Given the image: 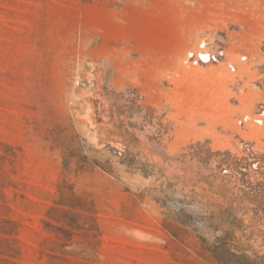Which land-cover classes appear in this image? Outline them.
I'll return each instance as SVG.
<instances>
[{
    "label": "rangeland",
    "instance_id": "obj_1",
    "mask_svg": "<svg viewBox=\"0 0 264 264\" xmlns=\"http://www.w3.org/2000/svg\"><path fill=\"white\" fill-rule=\"evenodd\" d=\"M0 264H264V0H0Z\"/></svg>",
    "mask_w": 264,
    "mask_h": 264
}]
</instances>
